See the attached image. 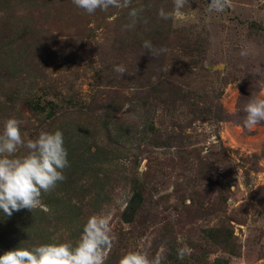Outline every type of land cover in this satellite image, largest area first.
Segmentation results:
<instances>
[{
  "label": "rangeland",
  "instance_id": "1",
  "mask_svg": "<svg viewBox=\"0 0 264 264\" xmlns=\"http://www.w3.org/2000/svg\"><path fill=\"white\" fill-rule=\"evenodd\" d=\"M210 2L188 0L184 17L164 20L158 11H170L172 0H132L131 7L145 11L127 28L130 8L89 15L72 0H0V132L10 118L22 121L26 140L60 130L69 161L65 180L42 194L43 208L10 217L0 211V256L20 246L75 244L87 219L104 211L113 215L115 236L105 264H118L130 250L154 256L161 245L165 264H257L264 257V122L244 126L246 101L240 97L244 84L251 93H264V0H230L223 12H209ZM146 40L167 47L162 63L170 83L217 101L234 118L199 122L181 105L176 121L193 125L177 153L145 144L133 150L135 143L118 142L124 151L117 154L94 115L73 112L49 125L44 102L66 87L84 94L77 108L92 103L90 97L96 105L111 100V135L135 124L128 101L137 91V70L161 66L145 60ZM118 65L126 68L123 75L114 70ZM95 146L110 149L111 155H89ZM133 155L139 157L136 162ZM195 156L207 164L201 166L204 176L189 166ZM224 179L228 188L221 185ZM220 189L225 212L191 219L190 195L198 202V197H216ZM204 208L210 206L204 203ZM228 220L236 221L233 248L203 239L204 229ZM185 245L191 254L179 260L177 249Z\"/></svg>",
  "mask_w": 264,
  "mask_h": 264
},
{
  "label": "clouds",
  "instance_id": "2",
  "mask_svg": "<svg viewBox=\"0 0 264 264\" xmlns=\"http://www.w3.org/2000/svg\"><path fill=\"white\" fill-rule=\"evenodd\" d=\"M73 4L91 15L97 10L107 12L110 8L131 9V23L125 27H134L145 11L144 7H131L132 0H72ZM173 7L166 11L161 7L158 16L161 19H179L185 16L183 9L188 0H172ZM230 0H211L209 12H223ZM143 47L152 56L158 58L166 54V46L155 48L151 41H145ZM241 52V55H246ZM120 74L127 70L118 65L114 69ZM244 126L253 128L264 122V93H251L243 107ZM22 121L8 119L0 132V211L7 216L23 209L34 211L43 208L42 194L56 188L65 180L64 169L69 166L68 153L64 146L63 133L42 131L38 138L26 140L21 132ZM20 149L25 151L18 154ZM46 210V209H45ZM113 215L101 211L91 215L83 226L82 233L73 244L71 241L48 243L32 248L18 247L6 251L0 256V264H105L114 245L112 230ZM191 254L185 245L177 249V258L183 260ZM166 251L163 245L151 256L148 251L130 250L122 255L118 264H165Z\"/></svg>",
  "mask_w": 264,
  "mask_h": 264
},
{
  "label": "trees",
  "instance_id": "3",
  "mask_svg": "<svg viewBox=\"0 0 264 264\" xmlns=\"http://www.w3.org/2000/svg\"><path fill=\"white\" fill-rule=\"evenodd\" d=\"M145 57V60H148L149 63L160 62L161 66L156 68L154 66L151 67L150 65H146L137 70V91L128 101L130 107L134 109L133 115L137 120L135 124L125 127L124 131L121 129L118 133H112V135H114L112 137L111 132L113 131L114 124L112 119L115 109L113 112L114 107L112 109L109 108L113 106L111 100L106 98L100 103V105H96V103H93V97H90L92 103L86 107L80 106L77 108V106L80 105V102L84 101V94L82 92L73 94L71 88L66 87L65 89L56 92L53 96V100L44 102L45 106L47 105L49 109V117L51 120L49 125L51 126L55 123H60L61 120H64L68 115L73 114V112L74 114H85L91 119L94 115L96 121H101L99 127L105 132L109 148L115 149L117 154L124 151V148L121 147L118 142L125 144L135 143L136 146L133 150H138L143 144H145L156 151L174 150V153H177L185 148L184 140L188 137L186 136V131L193 125L188 119L184 122H181L182 119L176 121L175 112L178 111L181 105L186 104L189 114L192 115L193 119L196 118V115L199 122L212 120L215 123H221L231 121L234 118L233 115L228 113L217 101L205 99L202 96L184 90L181 86L176 85L175 83H170L163 75L165 72V67L162 63L164 60V54L156 58L145 49ZM247 88V84L241 85L240 88V97L246 102L247 98L251 96V89ZM191 96L193 98H191ZM39 102L38 99V102L35 103L33 109L38 108ZM84 103H82V105H84ZM41 110H43V107ZM96 110L99 111L95 112ZM159 120H162V122ZM113 146H117V148H113ZM87 153L91 156H98L100 154H103V156H110L111 150L95 146L94 149H88ZM133 158L136 162L139 157L133 155ZM180 158H182V156H180ZM202 160L201 157L196 156L193 161L188 159L189 166L191 168H197L196 172L200 176L205 175V171L201 166H204L205 168V165H207L206 163H202ZM145 176H147V174ZM195 178L197 179L196 175ZM221 185L228 188L230 186V181L224 179L223 182H221ZM221 190L222 189H220L217 196L212 199L204 198V196L198 197L200 198L198 202H196L195 199H193V196L190 195V198H188L189 204L186 206L193 211V215L191 213L189 214L191 219L195 216L201 215L217 217L219 214L225 212L220 209L222 206H226L227 203L226 198L222 197ZM204 203L208 204L210 208L203 209ZM233 223H236V221L228 220L226 223H222L218 227L204 229L202 231L203 239L205 241L209 240L213 244L220 246V249L227 247L233 248L235 240L232 226Z\"/></svg>",
  "mask_w": 264,
  "mask_h": 264
},
{
  "label": "crops",
  "instance_id": "4",
  "mask_svg": "<svg viewBox=\"0 0 264 264\" xmlns=\"http://www.w3.org/2000/svg\"><path fill=\"white\" fill-rule=\"evenodd\" d=\"M257 264H264V257L260 258V259L257 261Z\"/></svg>",
  "mask_w": 264,
  "mask_h": 264
}]
</instances>
